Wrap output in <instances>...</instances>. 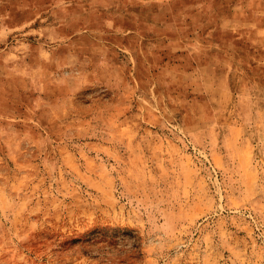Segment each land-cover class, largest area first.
Masks as SVG:
<instances>
[{
    "label": "rangeland",
    "instance_id": "obj_1",
    "mask_svg": "<svg viewBox=\"0 0 264 264\" xmlns=\"http://www.w3.org/2000/svg\"><path fill=\"white\" fill-rule=\"evenodd\" d=\"M0 264H264V0H0Z\"/></svg>",
    "mask_w": 264,
    "mask_h": 264
}]
</instances>
